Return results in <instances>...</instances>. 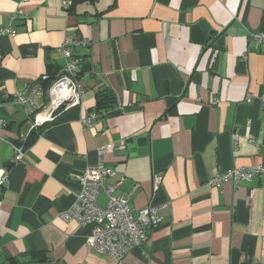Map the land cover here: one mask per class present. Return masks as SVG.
Returning a JSON list of instances; mask_svg holds the SVG:
<instances>
[{
    "label": "crops",
    "instance_id": "obj_1",
    "mask_svg": "<svg viewBox=\"0 0 264 264\" xmlns=\"http://www.w3.org/2000/svg\"><path fill=\"white\" fill-rule=\"evenodd\" d=\"M250 30L264 31V0H0V264H264V174L208 182L264 167V48ZM68 38L82 91L57 109L42 77L62 74ZM34 85L29 112L14 95ZM104 90L112 104L96 110ZM99 160L113 170L103 188L121 180L113 194L132 213L158 207L121 260L60 217Z\"/></svg>",
    "mask_w": 264,
    "mask_h": 264
},
{
    "label": "built area",
    "instance_id": "obj_2",
    "mask_svg": "<svg viewBox=\"0 0 264 264\" xmlns=\"http://www.w3.org/2000/svg\"><path fill=\"white\" fill-rule=\"evenodd\" d=\"M73 0H60L63 8L67 9L71 6ZM7 32H12L10 28L5 29ZM251 39L257 42L264 48V31L250 30L248 32ZM71 38L64 41L61 46V51L65 57V64L62 74L49 87L50 104L57 105L59 101L68 100L66 105L73 104L81 93V84L76 80V70L80 63V59L72 55L70 46L75 44ZM42 78L47 79L44 75ZM40 87L34 85L29 97H25L22 93L16 92L14 102L24 104L29 101L32 105L29 112L35 107L33 95L38 92ZM251 95L246 97V101L250 102ZM259 99L264 102V94L259 96ZM45 118V117H44ZM95 118V114L82 119L85 125H90ZM35 124L41 122L35 120ZM4 125V119L0 118V126ZM235 134L232 138H235ZM114 149L111 144L98 147V154L101 156L104 152H110ZM14 158L22 160L24 152L21 145L15 146ZM264 174V167H240L229 169L225 172L218 173L208 182L218 186L224 181L233 180L237 185L242 179H251L256 174ZM113 175V170L103 164L99 160L94 165L87 166L83 171L76 174V178L80 185V191L76 196L73 205L66 211L60 214V217L75 221L82 225H90L91 230L87 236V241L90 246L99 252H107L113 255L117 260H121L125 253L133 247H140L146 239V228L149 225H154L157 221L158 207L154 205H146L140 208L135 214L125 199V197L114 195L120 185L121 180L108 184L103 188V181L108 176ZM7 178L5 169H0V185ZM161 181V176L158 173L153 175V184L156 187ZM103 190L108 198L105 205L97 204L96 199L99 192Z\"/></svg>",
    "mask_w": 264,
    "mask_h": 264
},
{
    "label": "trees",
    "instance_id": "obj_3",
    "mask_svg": "<svg viewBox=\"0 0 264 264\" xmlns=\"http://www.w3.org/2000/svg\"><path fill=\"white\" fill-rule=\"evenodd\" d=\"M52 69V65H48L47 67V72H48V78L49 80H56L59 76H57V74H55V71L52 72L51 71ZM47 78V79H48ZM52 83V81L50 82V84ZM110 100V101H107ZM112 101H113V95H112V92L108 91V90H104L102 92H100L98 95H97V99H96V107L95 109L96 110H101V109H105L107 106H111L112 104ZM34 132V131H32ZM32 132L29 133V137H31L32 135Z\"/></svg>",
    "mask_w": 264,
    "mask_h": 264
},
{
    "label": "water",
    "instance_id": "obj_4",
    "mask_svg": "<svg viewBox=\"0 0 264 264\" xmlns=\"http://www.w3.org/2000/svg\"><path fill=\"white\" fill-rule=\"evenodd\" d=\"M68 103V100L66 101L65 99L64 100H62V101H59L58 103H57V109L60 107H64V106H66V104Z\"/></svg>",
    "mask_w": 264,
    "mask_h": 264
}]
</instances>
